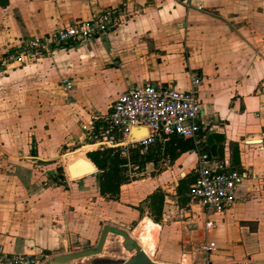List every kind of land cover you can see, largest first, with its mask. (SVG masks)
Instances as JSON below:
<instances>
[{"label": "crops", "instance_id": "crops-1", "mask_svg": "<svg viewBox=\"0 0 264 264\" xmlns=\"http://www.w3.org/2000/svg\"><path fill=\"white\" fill-rule=\"evenodd\" d=\"M124 4L135 13L103 37L26 65L2 62L20 40ZM193 75L205 80L198 97L207 129L194 150L165 164L159 179H150L159 169L146 165L144 197L128 193L132 181L115 200L101 196L98 171L87 160L80 166L92 170L84 175L59 172L69 154L63 146L81 136L90 115L108 112L119 96L144 85L189 91ZM73 80L86 84L85 93L105 91L109 102L84 115L75 103L80 96L70 93ZM201 153L247 175L222 214H206L190 197L181 204L176 194L181 179L195 178ZM169 172L176 175L166 187ZM157 190L165 195L161 225L144 218L134 241L155 251L165 226L177 231L191 264H264V0H0V248L50 259L72 253V238L93 241L105 225L128 228L139 220L132 201L144 202L150 217L148 197Z\"/></svg>", "mask_w": 264, "mask_h": 264}, {"label": "built area", "instance_id": "built-area-1", "mask_svg": "<svg viewBox=\"0 0 264 264\" xmlns=\"http://www.w3.org/2000/svg\"><path fill=\"white\" fill-rule=\"evenodd\" d=\"M134 13L133 7L124 4L80 20L54 34L38 33L18 41L2 62L5 66L26 65L54 57L74 44L86 45L103 37L127 22ZM204 81L203 77L193 75L189 91L152 85L130 90L119 96L108 112L90 115L87 122L80 126L81 136L74 140L73 145H79L80 148L94 146L95 151L115 149L127 155L131 148L139 149L144 154L156 144L164 145L173 136L195 142L207 129L206 109L198 97ZM61 85L69 91L72 89V83L67 78L62 79ZM144 130L147 131L145 136L142 135ZM246 179L247 175L233 169L230 161L201 153L189 197L206 214H222L233 206L239 187ZM180 214L183 215L182 212ZM212 228L213 223L207 222L206 229ZM49 262L50 258L43 254H9L0 248V264ZM202 264L218 263L205 258ZM221 264L257 263L252 259H244Z\"/></svg>", "mask_w": 264, "mask_h": 264}, {"label": "rangeland", "instance_id": "rangeland-1", "mask_svg": "<svg viewBox=\"0 0 264 264\" xmlns=\"http://www.w3.org/2000/svg\"><path fill=\"white\" fill-rule=\"evenodd\" d=\"M15 66H18V65H15ZM73 82H74L73 83L74 88L70 93H72L75 96H77V94L80 96L79 97L80 102H75V103L76 104L81 103L83 105V107H81L80 109L84 115L86 114L87 111L89 112V110H93V108H95L97 105L100 104L102 106L106 102H109L110 98L108 97L107 94H105L106 93L105 91L99 92L96 89L91 88L90 89V90H92L91 91L92 95H91V94L85 93L83 91V89H84L83 87H86V84L83 85V87H82L79 83H75L74 80H73ZM116 92H118V90L114 89L113 93H111V98H113V96L115 95ZM71 104H72V102H71ZM84 147L80 148L79 145L76 146L73 144L71 146H63L61 153L65 154V153L71 152V155H72L71 157H74V158H72L71 162L66 161V163H64V164H63V162H60L63 173H65V171H66L68 176H69V173L74 170L73 166H77L76 163H78L80 161V159L83 162H85V160H87L91 164L90 160L86 157V155L92 151H95V150H87V149H84ZM57 165H59V164H57ZM160 172L161 171H159L157 173L154 172L153 174H151L150 179H152V180L157 179L158 176L161 174ZM70 175H71V173H70ZM129 175H130L131 181L134 182V184L129 189L128 193L133 194L135 192H138V193L142 194L140 197H144V195L146 193V191L144 192V189H147L146 188L147 184L144 183V180L148 176L145 175V173L141 174L135 170H131L129 172ZM175 175L176 174H173L170 172L165 174L162 178L163 184L167 187V185L172 183ZM152 180H150V182ZM167 195L169 198L173 196L172 193H168ZM131 203H134V206H131V209L137 208L138 210L141 211V218L137 221H134L130 225V227H128V228H122L121 225H120V227L117 225H113L117 228H121V229L126 230L130 234V236L132 235L133 231L138 226V224L142 220H144V218L146 220H151L149 215L148 216L144 215L145 210H146V204L144 202L138 203L136 201H132ZM159 225H161V224L159 223ZM99 236H100V232L98 233L95 240H93V241L83 240L81 242H77L76 239L72 238L73 244L71 246V249H73V248L75 249L72 252L82 251V250H86V249L94 247L97 244ZM123 241L119 236L110 234L108 239H107V242H106V246L104 249L103 256L112 257V258H121V259H128L129 257H131L132 254L129 253L128 251H126L122 247L121 243ZM180 241H181V238H178V233L175 229L162 226L161 229L159 230V236H158L157 242L155 244V251L151 252L150 251L151 248L144 249L145 246L142 242H138V245L142 248V250L150 251L149 254L151 255V259L155 262L165 263V264H191V259L189 257H183L186 253L182 249L178 248L180 243H181ZM71 249H69V250H71ZM89 261L90 260H88V259H84V260H78V261L72 262L71 264H88Z\"/></svg>", "mask_w": 264, "mask_h": 264}, {"label": "trees", "instance_id": "trees-1", "mask_svg": "<svg viewBox=\"0 0 264 264\" xmlns=\"http://www.w3.org/2000/svg\"><path fill=\"white\" fill-rule=\"evenodd\" d=\"M195 149L192 139L173 136L164 145L156 144L144 154L139 149L131 148L127 155L120 150L104 149L96 150L87 154L91 165L98 171V183L101 196L115 200L118 198L121 187L131 182L129 172L135 170L142 172L147 164H153L156 169L163 171L165 164H173L181 155ZM95 165V166H94ZM62 169H60V173ZM192 175H187L178 183L176 194L185 204L189 200L188 194L195 182ZM151 219L159 223L163 214L165 195L157 190L148 197Z\"/></svg>", "mask_w": 264, "mask_h": 264}, {"label": "water", "instance_id": "water-1", "mask_svg": "<svg viewBox=\"0 0 264 264\" xmlns=\"http://www.w3.org/2000/svg\"><path fill=\"white\" fill-rule=\"evenodd\" d=\"M110 234L123 238L122 247L132 254L131 257L121 259L103 256ZM84 259L90 260L88 264H165L150 259L126 230L111 225L103 226L97 244L94 247L52 257L49 264H71Z\"/></svg>", "mask_w": 264, "mask_h": 264}, {"label": "bare ground", "instance_id": "bare-ground-1", "mask_svg": "<svg viewBox=\"0 0 264 264\" xmlns=\"http://www.w3.org/2000/svg\"><path fill=\"white\" fill-rule=\"evenodd\" d=\"M146 134H147V131H146ZM95 147L94 146H85L84 147V149H87V150H93ZM72 155H71V153H69V154H67L66 156H64V158L66 159V161H68V162H71V160H72V158H74V157H71ZM83 161L80 159V161L78 162V163H76V165L77 166H75V170L74 171H71L70 173H71V175L73 176V177H75V176H80V175H84V174H86V173H88L89 171H91L92 170V167L91 166H89V163H87V165H82V166H80L81 165V163H82ZM83 164V163H82ZM121 239H122V241H123V238L122 237H120ZM136 242V241H135ZM137 243V242H136ZM138 244V243H137ZM140 247V246H139ZM141 248V247H140ZM142 249V248H141ZM144 249H146V248H144ZM143 251V250H142ZM144 253H146V255L151 259V255L149 254V252L150 251H148V250H144L143 251Z\"/></svg>", "mask_w": 264, "mask_h": 264}]
</instances>
